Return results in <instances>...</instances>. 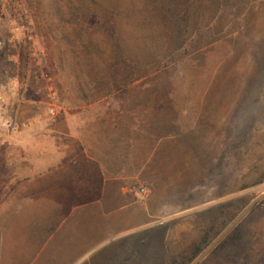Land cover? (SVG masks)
Masks as SVG:
<instances>
[{
    "label": "rangeland",
    "instance_id": "374dc122",
    "mask_svg": "<svg viewBox=\"0 0 264 264\" xmlns=\"http://www.w3.org/2000/svg\"><path fill=\"white\" fill-rule=\"evenodd\" d=\"M49 163L123 176L148 264H264V0H0V202Z\"/></svg>",
    "mask_w": 264,
    "mask_h": 264
},
{
    "label": "crops",
    "instance_id": "0c3cea01",
    "mask_svg": "<svg viewBox=\"0 0 264 264\" xmlns=\"http://www.w3.org/2000/svg\"><path fill=\"white\" fill-rule=\"evenodd\" d=\"M50 168L19 177L0 202V264H148L131 233L147 213L122 195L123 176L96 173L83 186L81 166L55 180Z\"/></svg>",
    "mask_w": 264,
    "mask_h": 264
},
{
    "label": "built area",
    "instance_id": "2783aa9c",
    "mask_svg": "<svg viewBox=\"0 0 264 264\" xmlns=\"http://www.w3.org/2000/svg\"><path fill=\"white\" fill-rule=\"evenodd\" d=\"M53 109H51V111H52Z\"/></svg>",
    "mask_w": 264,
    "mask_h": 264
}]
</instances>
